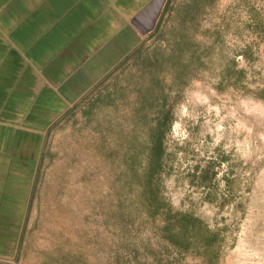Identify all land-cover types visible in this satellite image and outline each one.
Here are the masks:
<instances>
[{
	"label": "rangeland",
	"instance_id": "374dc122",
	"mask_svg": "<svg viewBox=\"0 0 264 264\" xmlns=\"http://www.w3.org/2000/svg\"><path fill=\"white\" fill-rule=\"evenodd\" d=\"M189 1L176 0L174 7ZM206 8L213 9L195 26L198 42L211 47L206 69L190 73L183 87L167 80L148 100L146 119H154L164 101L172 117L165 136L162 193L175 210L192 213L221 231L218 264H264V32L253 35L246 22L249 13H256L264 24V0H215ZM215 24L222 43L211 31ZM148 44L147 38L142 46ZM245 47L251 59L242 56ZM229 60L246 71V78L237 86L223 82L219 87V73ZM139 80L134 69L120 68L62 125L61 131L70 132L82 152L78 217L70 226L58 224L60 228L54 222H36L23 264H42V252L65 239L83 245L90 264H203L163 241L151 221L138 214L134 192L127 188L124 201L119 197V171L90 154L88 141L94 136L81 111L112 83L125 86L126 97L119 103L140 104L133 90ZM142 84H150L149 77ZM149 127L145 119L137 121L140 141L147 140Z\"/></svg>",
	"mask_w": 264,
	"mask_h": 264
},
{
	"label": "crops",
	"instance_id": "0c3cea01",
	"mask_svg": "<svg viewBox=\"0 0 264 264\" xmlns=\"http://www.w3.org/2000/svg\"><path fill=\"white\" fill-rule=\"evenodd\" d=\"M167 3L0 0V264H23L36 222L77 220L82 152L62 125L140 52Z\"/></svg>",
	"mask_w": 264,
	"mask_h": 264
},
{
	"label": "trees",
	"instance_id": "16d2710c",
	"mask_svg": "<svg viewBox=\"0 0 264 264\" xmlns=\"http://www.w3.org/2000/svg\"><path fill=\"white\" fill-rule=\"evenodd\" d=\"M214 2L190 0L186 6L177 8L178 4L174 7L176 0H168L167 7L162 8L150 35L151 44L142 46L140 52L123 66V69H134L137 78L142 80L133 87L140 104L119 103V98L126 97L125 86L112 83L101 88L92 98V104L81 111L94 136L88 141L89 151L96 160L119 171L116 179L123 184V194L119 197L122 196L124 201L127 188L132 190L138 214L151 221L160 238L176 251L197 258L203 264H218L221 260L224 245L221 231L210 229L202 218L175 210L167 202L162 193V172L165 136L172 117L170 109H165L166 101L154 119L146 118L148 100L152 95H158L167 80L173 86L183 87L190 73L206 69L211 47L198 42L195 26L208 16L213 8L206 7ZM259 18L256 13H249L246 19L255 36L264 32V24ZM211 31L222 43L218 24ZM241 54L245 59H251L247 47ZM235 65L234 60L226 61L219 73V87L223 82L237 86L244 81L246 71ZM147 77L150 84H142ZM101 105L105 107L100 110ZM144 119L150 125L149 135L147 140L140 141L137 121ZM87 253L83 245L65 239L63 245L42 252V264H90Z\"/></svg>",
	"mask_w": 264,
	"mask_h": 264
}]
</instances>
